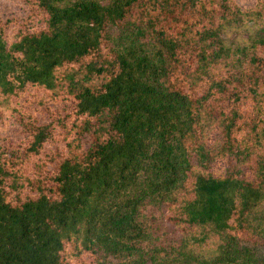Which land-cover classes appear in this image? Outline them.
Segmentation results:
<instances>
[{
	"label": "trees",
	"instance_id": "1",
	"mask_svg": "<svg viewBox=\"0 0 264 264\" xmlns=\"http://www.w3.org/2000/svg\"><path fill=\"white\" fill-rule=\"evenodd\" d=\"M22 1L0 18V264H112L148 199L184 247L260 264L264 0Z\"/></svg>",
	"mask_w": 264,
	"mask_h": 264
},
{
	"label": "rangeland",
	"instance_id": "2",
	"mask_svg": "<svg viewBox=\"0 0 264 264\" xmlns=\"http://www.w3.org/2000/svg\"><path fill=\"white\" fill-rule=\"evenodd\" d=\"M60 3H66L71 0H60ZM100 4H106L108 0H97ZM241 6L244 7L253 2V0H240ZM27 8L25 3L22 0H0V18H4L8 15L22 16L26 14ZM237 26V23L235 24ZM110 38L112 42H124L131 38L126 31L119 32L113 27L109 28ZM254 30L248 29L244 26L241 28L235 29L233 31L230 29L227 32L221 33L220 38L223 39L226 43L235 44L240 41L241 38H248L256 34ZM143 50H148V47L145 45H137ZM208 127H214L218 129L219 123L208 119ZM218 134V133H217ZM215 134V137H217ZM225 164L222 166L224 167ZM144 176V175H143ZM140 179L141 183L138 188L142 187V183L145 177ZM146 199V197H145ZM259 212L255 213L252 217V223L256 225L255 229L257 234H264V206ZM159 204L156 203L155 199H148L143 210V220L145 235L144 238L138 242V250L131 252L129 255L121 254L120 257L113 260V263L119 264H228V260L233 259L230 256L228 258L215 259L213 256L212 250L208 252L199 251L196 252L195 249L190 247L183 246V240L179 238L176 232L169 230L161 223L159 220ZM259 232V233H258ZM256 255L263 257L260 264H264V248L259 249L256 252ZM235 263L240 264L242 258H234Z\"/></svg>",
	"mask_w": 264,
	"mask_h": 264
}]
</instances>
